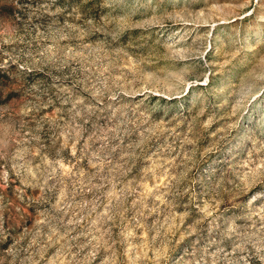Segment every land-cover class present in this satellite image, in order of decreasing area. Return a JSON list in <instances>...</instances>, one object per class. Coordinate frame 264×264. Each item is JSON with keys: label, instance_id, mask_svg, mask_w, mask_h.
I'll return each mask as SVG.
<instances>
[{"label": "rangeland", "instance_id": "rangeland-1", "mask_svg": "<svg viewBox=\"0 0 264 264\" xmlns=\"http://www.w3.org/2000/svg\"><path fill=\"white\" fill-rule=\"evenodd\" d=\"M0 264H264V0H0Z\"/></svg>", "mask_w": 264, "mask_h": 264}]
</instances>
